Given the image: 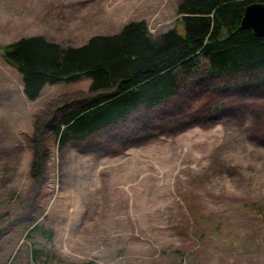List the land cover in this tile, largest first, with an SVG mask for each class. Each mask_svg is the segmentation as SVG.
<instances>
[{"label": "rangeland", "instance_id": "obj_1", "mask_svg": "<svg viewBox=\"0 0 264 264\" xmlns=\"http://www.w3.org/2000/svg\"><path fill=\"white\" fill-rule=\"evenodd\" d=\"M141 1L83 0L58 18L76 4L0 0V45L43 35L79 46L141 17L155 36L185 33L179 0ZM260 77L264 68L210 76L201 63L161 107L59 148L44 124L90 96L91 80L29 100L0 50V264H264Z\"/></svg>", "mask_w": 264, "mask_h": 264}, {"label": "trees", "instance_id": "obj_2", "mask_svg": "<svg viewBox=\"0 0 264 264\" xmlns=\"http://www.w3.org/2000/svg\"><path fill=\"white\" fill-rule=\"evenodd\" d=\"M252 2L264 0H179L176 12L184 34L175 27L155 36L141 19L128 22L119 32L93 35L79 46L31 35L0 45V50L21 75L29 100H36L47 84L91 80L90 96L57 107L44 124L63 148L140 108L161 107L201 63L210 76L263 69L264 36L240 28L244 9ZM259 81L264 85V77L255 84ZM37 253L34 250L35 259Z\"/></svg>", "mask_w": 264, "mask_h": 264}, {"label": "water", "instance_id": "obj_3", "mask_svg": "<svg viewBox=\"0 0 264 264\" xmlns=\"http://www.w3.org/2000/svg\"><path fill=\"white\" fill-rule=\"evenodd\" d=\"M240 28H251L255 34L264 36V2H252L245 7Z\"/></svg>", "mask_w": 264, "mask_h": 264}, {"label": "crops", "instance_id": "obj_4", "mask_svg": "<svg viewBox=\"0 0 264 264\" xmlns=\"http://www.w3.org/2000/svg\"><path fill=\"white\" fill-rule=\"evenodd\" d=\"M71 3H75L76 4V7L74 6H71V7H60L61 10L63 11H59L60 13L58 14V18H68L69 17V14L67 12H70L71 13H75V14H78L79 12H76V11H80L81 10V6H83L82 2L83 0H69ZM163 2H165V0H142L141 2H137L139 4L141 3H147V4H153L154 6L160 4L159 6H161V4H163ZM70 3V4H71ZM65 5H67V3H65ZM140 5H138L136 8L138 10H140ZM158 6L155 7V9L157 8ZM67 8V9H66ZM144 8H147V6H144ZM163 10V9H162ZM163 12V11H162ZM160 16H161V13H160ZM164 16V15H163ZM162 17V16H161ZM141 19H144V18H140V19H129L128 22L132 21V20H141ZM146 20V19H145ZM127 22V23H128ZM24 37V36H23Z\"/></svg>", "mask_w": 264, "mask_h": 264}]
</instances>
